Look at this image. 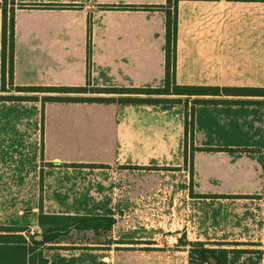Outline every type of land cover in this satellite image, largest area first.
<instances>
[{
    "label": "crops",
    "instance_id": "obj_1",
    "mask_svg": "<svg viewBox=\"0 0 264 264\" xmlns=\"http://www.w3.org/2000/svg\"><path fill=\"white\" fill-rule=\"evenodd\" d=\"M168 11L166 0H7L13 86L146 99L91 92L164 86ZM175 14L177 86L264 89L263 2L179 0ZM161 98L179 102H0L1 147L11 134L34 135V161L81 172L75 209L45 213L39 205L37 216L115 222L94 243L44 250L46 264H188L181 238L221 245L233 252L228 264H264V95ZM10 108L18 109L14 123Z\"/></svg>",
    "mask_w": 264,
    "mask_h": 264
},
{
    "label": "trees",
    "instance_id": "obj_2",
    "mask_svg": "<svg viewBox=\"0 0 264 264\" xmlns=\"http://www.w3.org/2000/svg\"><path fill=\"white\" fill-rule=\"evenodd\" d=\"M179 0H166L167 6L173 12H167L166 20V60H165V81L164 86L159 89H104L96 90V94L106 95H136L146 96V99H101V98H81L68 97L67 95L87 94L83 88H45V87H14L12 83L13 75V16L7 24L6 2L3 0V22H2V75L0 82V102H39L41 108L46 103H114L127 104H175L178 100L164 99L167 96H232V95H264V89H219L208 87H185L177 86L174 82V58H175V38H176V4ZM234 2H263L264 0H228ZM53 94L55 96H44L40 99L37 96ZM23 95V96H21ZM211 101H196V104H215ZM192 137V123L185 122V161L187 160L188 139ZM191 154L193 149H190ZM114 220L106 216H51L42 212L38 215V227L40 232L29 234L27 238L21 233L26 229L1 227L0 228V264H46L44 257H38L44 250L62 249L56 247L61 243L62 238L72 230L78 232H93L96 234L110 232L114 226ZM179 243L188 250V264H228L229 255L233 252L225 250L221 245L216 248L206 247L203 243Z\"/></svg>",
    "mask_w": 264,
    "mask_h": 264
},
{
    "label": "rangeland",
    "instance_id": "obj_3",
    "mask_svg": "<svg viewBox=\"0 0 264 264\" xmlns=\"http://www.w3.org/2000/svg\"><path fill=\"white\" fill-rule=\"evenodd\" d=\"M4 95L19 96L14 93ZM14 104L21 106L22 103L14 102ZM17 110L10 108L7 111L10 123L15 122ZM17 125L23 124L17 123ZM36 137L11 134L7 136L9 138L7 145L0 146V228L21 224V227L14 228L26 229V232L21 233L26 238L35 231L40 232L36 227L39 205L45 213L74 210L76 202L79 201L76 199V194H79L82 188L80 170L52 168L43 159L34 161L33 143L36 142ZM20 160H23V163ZM108 233L110 232L96 234L72 230L62 238L61 242L80 247L105 238ZM184 236L186 237L185 233ZM189 238L194 239L191 234ZM38 257H44V253L37 255Z\"/></svg>",
    "mask_w": 264,
    "mask_h": 264
}]
</instances>
